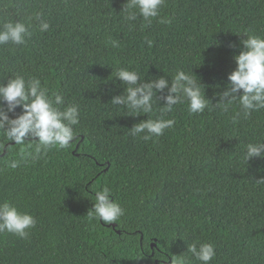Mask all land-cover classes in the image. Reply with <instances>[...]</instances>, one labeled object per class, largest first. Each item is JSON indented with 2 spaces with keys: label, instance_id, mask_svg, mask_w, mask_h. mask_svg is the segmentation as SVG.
Masks as SVG:
<instances>
[{
  "label": "trees",
  "instance_id": "obj_1",
  "mask_svg": "<svg viewBox=\"0 0 264 264\" xmlns=\"http://www.w3.org/2000/svg\"><path fill=\"white\" fill-rule=\"evenodd\" d=\"M125 3L0 0V23L31 17L32 24L26 45L0 46V83L36 77L50 96L80 109L69 149L53 148L16 169L6 161L21 160V147L33 149L0 133V142L12 144L0 150V202L37 221L27 238L0 233V264H172L174 256L201 264L188 252L193 243L214 245L210 264H264V184L256 183L264 159L243 160L246 144L264 142V109L236 121L238 102L227 112L190 114L182 104L162 114L158 93L150 118L175 124L145 140L129 130L148 115L111 104L125 91L119 68L146 81L166 73L169 84L178 70L192 73L216 103L245 33L264 37V0H166L160 15L170 24L127 21ZM41 20L49 30H39ZM104 186L125 209L110 225L87 218Z\"/></svg>",
  "mask_w": 264,
  "mask_h": 264
},
{
  "label": "clouds",
  "instance_id": "obj_2",
  "mask_svg": "<svg viewBox=\"0 0 264 264\" xmlns=\"http://www.w3.org/2000/svg\"><path fill=\"white\" fill-rule=\"evenodd\" d=\"M166 5V0H126L123 11L124 19L135 21L142 18L147 24L154 19L159 23H171V20L162 18L161 9ZM39 18V14H37ZM31 17L29 22L21 20H5L0 23V46L26 45L32 36ZM50 24L41 20L39 30H49ZM246 39L241 40L242 49L234 56L236 68L228 76L229 85L225 91L218 93L219 100L213 103L205 96V86L197 79L196 75L178 70L171 77L169 84L168 75L159 76L146 81L135 70L119 68L115 71V78L123 82L125 91L121 95L113 96L111 104L124 106L131 116L147 114L148 119L141 121L129 130L132 136L142 133L143 139L159 137L166 129L174 126L173 119L150 118L154 113L159 100L164 101L159 107L162 114L170 113L174 106L186 105L190 114H202L205 110L214 107H222L227 112L234 104H239V111L233 116L236 121L241 116L249 117L254 111L264 109V37L245 33ZM151 46V41H146ZM113 47H118V42L112 41ZM230 47L235 48L232 44ZM17 108L21 109L16 114ZM14 114V118L9 114ZM80 123L79 105H65L61 94L49 95V89L36 77L25 78L16 74L0 83V133L14 145H27L33 149L25 153L24 147L20 148L21 160L12 159L6 161L7 166L16 169L21 161L30 158L35 161L46 155L53 148L69 149L77 137L74 126ZM12 144L5 145L0 142V150L10 148ZM243 160L246 164L255 158L264 159V142L248 143ZM257 184H264V178L256 180ZM111 189L104 186L102 190L95 191L94 206L89 210V221L96 220L98 223L113 224L125 215V209L112 200ZM36 219L28 212L20 211L9 201L0 202V233L14 234L20 238H27L29 230L36 226ZM188 252L201 264H210L216 256L214 245L210 243H195L188 245ZM172 264H188L182 256H174Z\"/></svg>",
  "mask_w": 264,
  "mask_h": 264
},
{
  "label": "water",
  "instance_id": "obj_3",
  "mask_svg": "<svg viewBox=\"0 0 264 264\" xmlns=\"http://www.w3.org/2000/svg\"><path fill=\"white\" fill-rule=\"evenodd\" d=\"M155 244V243H154Z\"/></svg>",
  "mask_w": 264,
  "mask_h": 264
}]
</instances>
